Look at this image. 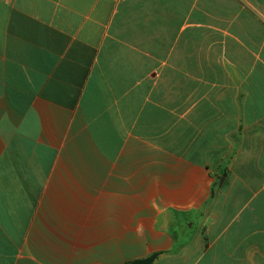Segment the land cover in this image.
I'll return each mask as SVG.
<instances>
[{
  "label": "crops",
  "instance_id": "crops-1",
  "mask_svg": "<svg viewBox=\"0 0 264 264\" xmlns=\"http://www.w3.org/2000/svg\"><path fill=\"white\" fill-rule=\"evenodd\" d=\"M155 252L264 264V0H0V264Z\"/></svg>",
  "mask_w": 264,
  "mask_h": 264
},
{
  "label": "clouds",
  "instance_id": "clouds-1",
  "mask_svg": "<svg viewBox=\"0 0 264 264\" xmlns=\"http://www.w3.org/2000/svg\"><path fill=\"white\" fill-rule=\"evenodd\" d=\"M149 207H151L154 211H157L158 213H163L165 211V208L162 204V199L160 197H153L148 202ZM145 232V228L142 222H138L135 227V233L138 237H143V234Z\"/></svg>",
  "mask_w": 264,
  "mask_h": 264
},
{
  "label": "water",
  "instance_id": "water-1",
  "mask_svg": "<svg viewBox=\"0 0 264 264\" xmlns=\"http://www.w3.org/2000/svg\"><path fill=\"white\" fill-rule=\"evenodd\" d=\"M159 254H160L159 252H155L151 254L149 257L142 258V259H136V260L128 262L127 264H153L154 261L159 256Z\"/></svg>",
  "mask_w": 264,
  "mask_h": 264
},
{
  "label": "rangeland",
  "instance_id": "rangeland-1",
  "mask_svg": "<svg viewBox=\"0 0 264 264\" xmlns=\"http://www.w3.org/2000/svg\"><path fill=\"white\" fill-rule=\"evenodd\" d=\"M153 264H160V261H158V262H155V261H154V263H153Z\"/></svg>",
  "mask_w": 264,
  "mask_h": 264
}]
</instances>
